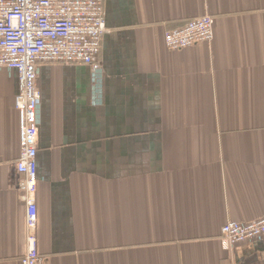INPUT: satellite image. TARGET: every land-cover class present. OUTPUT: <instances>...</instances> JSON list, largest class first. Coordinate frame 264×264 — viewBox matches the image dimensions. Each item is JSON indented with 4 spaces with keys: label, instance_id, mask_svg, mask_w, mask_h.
Listing matches in <instances>:
<instances>
[{
    "label": "crops",
    "instance_id": "crops-1",
    "mask_svg": "<svg viewBox=\"0 0 264 264\" xmlns=\"http://www.w3.org/2000/svg\"><path fill=\"white\" fill-rule=\"evenodd\" d=\"M102 101L84 65L41 64L36 207L44 264H264L223 250L264 217V0H103ZM214 18L209 44L163 36ZM15 78L0 71V264H20L25 206Z\"/></svg>",
    "mask_w": 264,
    "mask_h": 264
},
{
    "label": "built area",
    "instance_id": "built-area-1",
    "mask_svg": "<svg viewBox=\"0 0 264 264\" xmlns=\"http://www.w3.org/2000/svg\"><path fill=\"white\" fill-rule=\"evenodd\" d=\"M214 18L196 17L163 36L172 52L209 44ZM107 32L103 0H0V71L15 78L18 118V193L25 206V252L20 264H44L37 242L36 152L41 124L37 78L41 64L84 65L90 70L91 104L102 101L101 42ZM225 251L264 242V217L248 223L228 222L220 230Z\"/></svg>",
    "mask_w": 264,
    "mask_h": 264
}]
</instances>
